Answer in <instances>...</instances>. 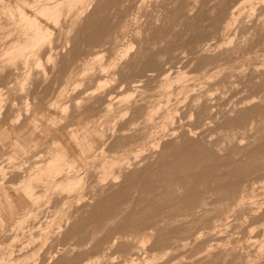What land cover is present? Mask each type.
I'll list each match as a JSON object with an SVG mask.
<instances>
[{
  "label": "rangeland",
  "instance_id": "obj_1",
  "mask_svg": "<svg viewBox=\"0 0 264 264\" xmlns=\"http://www.w3.org/2000/svg\"><path fill=\"white\" fill-rule=\"evenodd\" d=\"M252 96L255 124L234 120ZM263 245L264 0H0V264H264Z\"/></svg>",
  "mask_w": 264,
  "mask_h": 264
},
{
  "label": "bare ground",
  "instance_id": "obj_2",
  "mask_svg": "<svg viewBox=\"0 0 264 264\" xmlns=\"http://www.w3.org/2000/svg\"><path fill=\"white\" fill-rule=\"evenodd\" d=\"M239 5V4H238ZM229 24V23H228ZM230 25V24H229ZM226 27V26H225ZM228 27V26H227ZM204 41H202L201 39H199V40H195L194 41V43H196V45H194V46H196V48L198 49V51L200 52V49L201 50H203V51H209V50H211V48H213L212 47V43H210V40L209 41H207V42H205V44L203 43ZM214 43V42H213ZM219 46V45H218ZM128 54V53H127ZM205 60H204V62L205 61H207V60H210V61H212L213 59L211 58V57H203ZM263 63V62H262ZM204 64V63H203ZM205 65V64H204ZM255 69H256V67H255ZM257 71V70H256ZM238 72V71H237ZM227 77V76H226ZM224 84V83H223ZM198 98V97H197ZM194 99V98H193ZM199 99H200V97H199ZM196 100V99H195ZM194 100V101H195ZM201 101V100H200ZM208 101V100H207ZM262 101V100H261ZM196 102H197V100H196ZM195 102V103H196ZM209 102V101H208ZM257 102V98H255V97H253L252 96V98H249V99H247V100H244V101H241L240 102V108H242L241 110H239V115L236 117V118H234V120H236V119H239L240 118V116L241 115H247V117L250 119V124H255L254 123V118H253V113H254V111H255V109L257 108V105H258V103H256ZM192 104H194V103H192ZM204 106H202L201 107V109H202V111H201V117H200V120H199V122H202V121H208V120H210V119H212V112L215 110H213V108L211 109V108H209V107H207L205 104H203ZM212 105V104H211ZM199 106V105H198ZM234 107H237V106H235L234 105ZM212 110V111H211ZM234 112V111H233ZM232 112V113H233ZM232 113H230V114H232ZM209 114H211L210 116H209ZM218 116V115H217ZM253 118V119H252ZM202 124V123H201ZM167 134V133H166ZM163 136V135H162ZM171 136H172V133H171ZM189 145V144H188ZM217 145V144H216ZM156 147L154 148V149H152V151L151 152H156V151H160L161 150V144L160 143H156V145H155ZM182 146V145H181ZM195 146V145H194ZM218 146V145H217ZM176 147V146H175ZM171 148V147H170ZM191 148V147H190ZM193 148V147H192ZM191 148V149H192ZM187 151V150H186ZM186 151H184V152H186ZM191 151V150H190ZM180 153H182L181 151H180ZM187 153H189V152H187ZM215 162V161H214ZM213 162V163H214ZM217 162V161H216ZM212 163V164H213ZM219 164V163H218ZM217 165V164H216ZM180 166V165H179ZM178 167V166H177ZM210 167V166H209ZM179 168V167H178ZM181 172V171H180ZM121 174V173H120ZM118 175V174H117ZM192 175V174H191ZM113 176V175H112ZM115 177V176H114ZM160 177V176H159ZM115 179L116 180H114L113 182L114 183H118V181L120 180L119 179V177H115ZM169 182V181H168ZM167 184V183H166ZM180 184V183H179ZM188 185V184H187ZM243 185V184H242ZM229 186V185H228ZM241 190V189H240ZM174 193V192H173ZM229 193V192H228ZM102 199V198H101ZM224 199V198H223ZM102 201V203H103V200H101ZM107 202V201H106ZM168 204V203H167ZM181 204V203H180ZM179 204V205H180ZM104 206V205H103ZM176 206V205H175ZM174 206V207H175ZM146 208V207H145ZM158 210V209H157ZM151 212V211H150ZM155 212V211H154ZM221 214V213H220ZM103 215V214H102ZM174 215H176V213L174 214ZM173 215V216H174ZM205 215V214H204ZM150 216H151V213H150ZM103 217V216H102ZM152 217V216H151ZM173 218V217H172ZM187 218V217H186ZM201 218V217H200ZM190 219V218H189ZM132 221V220H131ZM131 221H129V222H131ZM134 222V221H133ZM160 224V223H159ZM137 227V226H136ZM153 227H154V225H153ZM205 227V226H204ZM137 230V229H136ZM146 230V229H145ZM135 231V230H134ZM148 231V230H147ZM151 231V230H150ZM188 232V231H187ZM146 233V232H145ZM128 234V233H127ZM130 234V233H129ZM125 235V234H124ZM135 235H137V234H135ZM134 236V235H133ZM132 237V236H131ZM133 238V237H132ZM126 239V238H125ZM162 240V239H161ZM117 241V240H116ZM115 241V242H116ZM120 241V240H119ZM132 241V240H131ZM137 247L135 248V249H132V250H128L127 251V256H128V260H129V262H131V263H134L137 259H138V254L142 251V250H145L146 248H147V244H146V240H145V238L143 237V236H139L138 237V239H137ZM175 241V240H174ZM181 242H182V240H181ZM150 243V242H149ZM176 244V243H175ZM172 245H174V244H172ZM99 246H100V244H99ZM164 246V245H163ZM263 247H264V245H263ZM115 248V247H114ZM262 248V247H261ZM163 249V248H162ZM161 249V250H162ZM165 249V248H164ZM263 249V251L262 252H264V248H262ZM222 250V249H221ZM260 250V249H259ZM165 252V251H164ZM226 252H227V250H226ZM120 253V252H119ZM126 253V252H125ZM251 253V252H250ZM260 253V252H259ZM144 254V253H143ZM148 254V253H147ZM261 254V253H260ZM159 255V254H158ZM257 257H258V255H257ZM247 258V257H246ZM125 260V259H124ZM239 260V259H238ZM213 261V260H212ZM246 263V262H245Z\"/></svg>",
  "mask_w": 264,
  "mask_h": 264
}]
</instances>
